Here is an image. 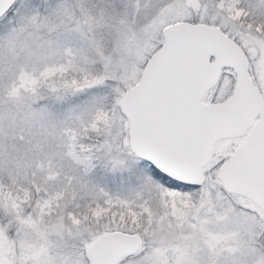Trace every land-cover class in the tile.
Returning <instances> with one entry per match:
<instances>
[{
    "label": "snow or ice",
    "instance_id": "snow-or-ice-1",
    "mask_svg": "<svg viewBox=\"0 0 264 264\" xmlns=\"http://www.w3.org/2000/svg\"><path fill=\"white\" fill-rule=\"evenodd\" d=\"M0 264H264V0H0Z\"/></svg>",
    "mask_w": 264,
    "mask_h": 264
}]
</instances>
